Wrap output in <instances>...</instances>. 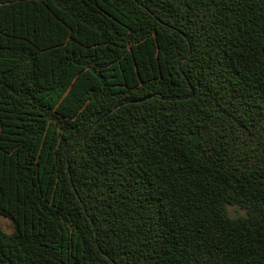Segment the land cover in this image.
I'll use <instances>...</instances> for the list:
<instances>
[{
  "label": "trees",
  "instance_id": "trees-1",
  "mask_svg": "<svg viewBox=\"0 0 264 264\" xmlns=\"http://www.w3.org/2000/svg\"><path fill=\"white\" fill-rule=\"evenodd\" d=\"M0 264H264V0H0Z\"/></svg>",
  "mask_w": 264,
  "mask_h": 264
},
{
  "label": "rangeland",
  "instance_id": "rangeland-1",
  "mask_svg": "<svg viewBox=\"0 0 264 264\" xmlns=\"http://www.w3.org/2000/svg\"><path fill=\"white\" fill-rule=\"evenodd\" d=\"M228 209H229L230 214L233 215V216H236L238 214H244L245 213V210L244 209L239 208V207H237L235 205H229L228 206ZM1 223H2V225H3V227H4V229L6 231H11L13 229V223L7 217L1 216Z\"/></svg>",
  "mask_w": 264,
  "mask_h": 264
},
{
  "label": "water",
  "instance_id": "water-1",
  "mask_svg": "<svg viewBox=\"0 0 264 264\" xmlns=\"http://www.w3.org/2000/svg\"><path fill=\"white\" fill-rule=\"evenodd\" d=\"M193 93V92H192ZM192 93H191V95H192Z\"/></svg>",
  "mask_w": 264,
  "mask_h": 264
}]
</instances>
